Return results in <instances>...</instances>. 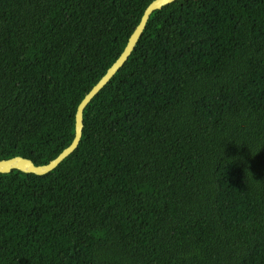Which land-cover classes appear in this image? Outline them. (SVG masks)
<instances>
[{
    "label": "trees",
    "instance_id": "trees-1",
    "mask_svg": "<svg viewBox=\"0 0 264 264\" xmlns=\"http://www.w3.org/2000/svg\"><path fill=\"white\" fill-rule=\"evenodd\" d=\"M153 0H0V160L46 164ZM45 174L0 172V264H264V0L154 10Z\"/></svg>",
    "mask_w": 264,
    "mask_h": 264
},
{
    "label": "water",
    "instance_id": "water-1",
    "mask_svg": "<svg viewBox=\"0 0 264 264\" xmlns=\"http://www.w3.org/2000/svg\"><path fill=\"white\" fill-rule=\"evenodd\" d=\"M173 1L175 0H153L146 7L139 23L130 35L123 52L119 55L115 62L108 68L106 73L101 77V79L92 87V89L85 95V97L79 103L75 117L74 138L72 142L58 154L57 157L50 160L46 164L37 165L30 158L16 155L10 158L0 160V172H10L12 169H19L28 173L31 172L35 174H45L55 168L66 156H68L78 146V143L82 136V129L84 125L83 112L87 104L109 82V80L115 75V73L123 66L124 62L128 59L140 36L142 35V32L146 26V23L151 13L154 10L160 9L164 5Z\"/></svg>",
    "mask_w": 264,
    "mask_h": 264
}]
</instances>
